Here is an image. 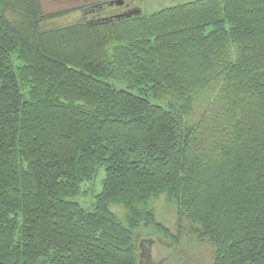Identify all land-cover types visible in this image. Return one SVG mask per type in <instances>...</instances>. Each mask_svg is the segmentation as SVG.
Listing matches in <instances>:
<instances>
[{
  "label": "trees",
  "instance_id": "trees-1",
  "mask_svg": "<svg viewBox=\"0 0 264 264\" xmlns=\"http://www.w3.org/2000/svg\"><path fill=\"white\" fill-rule=\"evenodd\" d=\"M111 5L0 0V264H136L162 195L212 264H264V0ZM101 168L85 210L72 200Z\"/></svg>",
  "mask_w": 264,
  "mask_h": 264
},
{
  "label": "rangeland",
  "instance_id": "rangeland-1",
  "mask_svg": "<svg viewBox=\"0 0 264 264\" xmlns=\"http://www.w3.org/2000/svg\"><path fill=\"white\" fill-rule=\"evenodd\" d=\"M116 0H41V9L44 14L57 13L83 7L85 4L110 2ZM124 5H114L110 13H118L126 10L138 9L143 14L150 15L165 8L183 5L197 0H123ZM118 7H121L118 9ZM78 14H68L66 18L53 21L61 25L64 20H75ZM67 21V22H68ZM16 66L17 63L14 62ZM218 91V90H216ZM213 89L202 90L191 99L190 109L182 120L186 129L201 128L202 115L206 113L216 98ZM217 100V98H216ZM104 179V169L97 171L95 177L83 183L80 194L72 201L79 204L83 209L90 210L94 198L101 191ZM152 211L154 222L158 227L143 226L141 223L133 233V239L138 247L136 264H212L213 249L207 240L199 239L183 220L179 221L177 204L167 196H158L145 204ZM110 211L118 219H123L125 212L120 205L110 206Z\"/></svg>",
  "mask_w": 264,
  "mask_h": 264
},
{
  "label": "water",
  "instance_id": "water-1",
  "mask_svg": "<svg viewBox=\"0 0 264 264\" xmlns=\"http://www.w3.org/2000/svg\"><path fill=\"white\" fill-rule=\"evenodd\" d=\"M124 3L123 0H116L115 2L111 3V4H114V5H117V6H120Z\"/></svg>",
  "mask_w": 264,
  "mask_h": 264
}]
</instances>
